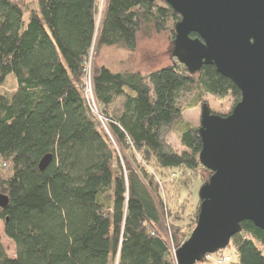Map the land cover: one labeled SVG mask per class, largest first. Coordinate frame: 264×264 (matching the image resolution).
<instances>
[{
    "label": "trees",
    "instance_id": "obj_1",
    "mask_svg": "<svg viewBox=\"0 0 264 264\" xmlns=\"http://www.w3.org/2000/svg\"><path fill=\"white\" fill-rule=\"evenodd\" d=\"M26 4L0 0V84L10 73L17 79L14 91L0 92V193L9 199L0 219L16 248L9 256L0 237V264H177L171 245L176 252L188 234L164 222L174 215L168 197L185 189L183 179L212 174L199 160V126L182 118L183 99L230 95L235 106L241 90L215 65L192 73L175 57L148 73L95 64L106 129L84 94L91 48L134 50L141 29L168 31L172 42L181 15L165 0H106L98 26L100 0ZM173 128L181 150L166 140ZM241 226L228 264H264V230Z\"/></svg>",
    "mask_w": 264,
    "mask_h": 264
},
{
    "label": "water",
    "instance_id": "obj_2",
    "mask_svg": "<svg viewBox=\"0 0 264 264\" xmlns=\"http://www.w3.org/2000/svg\"><path fill=\"white\" fill-rule=\"evenodd\" d=\"M165 1L181 15L172 56L192 73L215 65L242 92L226 115L202 104L199 160L212 174L199 189L197 225L175 253L177 264H197L226 248L243 221L264 230V0ZM8 201L0 193V205Z\"/></svg>",
    "mask_w": 264,
    "mask_h": 264
},
{
    "label": "rangeland",
    "instance_id": "obj_3",
    "mask_svg": "<svg viewBox=\"0 0 264 264\" xmlns=\"http://www.w3.org/2000/svg\"><path fill=\"white\" fill-rule=\"evenodd\" d=\"M28 5L37 6L38 0H24ZM106 0H100L99 14L97 15V25H100V20L104 12ZM149 30V29H147ZM144 29L139 30L137 45L134 50L128 49L124 45H112L103 46L96 51L95 45L91 48L90 56L88 59V65L90 64L91 71L93 72L95 64L106 65L113 71H142L148 73L152 70L161 68L173 62L174 57L172 56V43L171 36L168 31L155 32L147 31ZM98 32V30H97ZM87 76V71L84 79ZM17 87V79L14 73L7 75L5 81L0 84V92L10 93ZM186 94L183 99V113L182 118L184 121L191 122L195 126H200L201 123V113L203 100L209 104V106L216 112L221 114L229 113L234 107V98L226 96L224 98L217 97L215 95L206 93L203 95L202 99L199 100L194 105L192 96ZM122 98H118L113 108L118 110L121 107ZM98 103V102H97ZM99 105V104H98ZM101 113V112H100ZM99 123L101 127H106V119L101 114L99 117ZM174 127V126H172ZM176 127V126H175ZM166 140L170 143L176 150H181L182 145L180 142V135L175 128L169 130L166 134ZM200 171L202 169H199ZM204 176L202 178H197L195 182L192 183L190 179H183L185 182V189H178L177 191L171 190L172 195L168 197V202H170L174 215L169 213V216L164 215V222L171 221L181 225L184 231H187L188 237H190L192 231L195 229L196 222V212L200 208L199 199V189L204 180L210 178V172L204 171ZM172 180V177L170 178ZM187 194V195H186ZM185 195V196H184ZM184 196V197H183ZM172 211V212H173ZM175 216L179 217L175 219ZM167 234L170 237L171 230L169 227L166 229ZM0 237L6 248L9 256H15L16 248L14 242L9 239L4 232V222L0 219ZM231 252H237L230 244L228 245ZM174 246L171 245V251L175 257ZM176 258V257H175ZM200 264H211L208 262H202Z\"/></svg>",
    "mask_w": 264,
    "mask_h": 264
},
{
    "label": "built area",
    "instance_id": "obj_4",
    "mask_svg": "<svg viewBox=\"0 0 264 264\" xmlns=\"http://www.w3.org/2000/svg\"><path fill=\"white\" fill-rule=\"evenodd\" d=\"M86 71H87V76L84 79V87H85L84 94H85L86 102L90 109V112L94 116L99 117L101 113L94 91L93 72L91 71L90 64L88 65V62L86 64ZM237 256H238L237 252L235 251L231 252L229 250V247L227 246L226 248L220 249L215 253L206 254L203 259L204 262L206 261L211 264H228Z\"/></svg>",
    "mask_w": 264,
    "mask_h": 264
}]
</instances>
